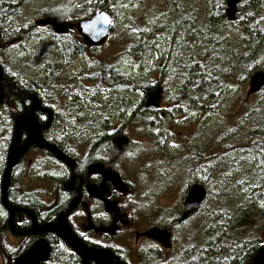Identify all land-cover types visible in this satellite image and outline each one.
<instances>
[{"label": "rangeland", "instance_id": "rangeland-1", "mask_svg": "<svg viewBox=\"0 0 264 264\" xmlns=\"http://www.w3.org/2000/svg\"><path fill=\"white\" fill-rule=\"evenodd\" d=\"M6 1L18 5L16 17L4 26L0 25L1 38L4 42H11L15 31L28 25L35 26L38 20L45 17L43 13L51 16L60 4L65 2L69 11L75 10L84 14L89 10L87 4L91 0ZM104 1L109 8L106 12L112 16L110 31L113 34L111 33L102 46L90 52L92 54L87 52L88 58L98 55L99 60L110 66L108 73L110 75L107 76L115 80L149 81L152 86L158 78L161 82L168 80L170 77L162 72V69L168 67V58L173 52V41L174 37H177L176 31L179 25L175 24L171 28L167 26L178 21L180 8L179 11L185 10V13L187 7L190 8L186 16L192 12L196 15L201 12L202 15L200 0ZM239 10L240 6H237L234 23H228L227 26L221 24L217 31V35L223 37L220 42H223L228 54L241 53L243 48ZM73 32L78 36L75 31ZM37 35L42 40L40 42L42 46L51 40L45 30H41ZM78 43L83 44L79 36ZM196 47L199 48L200 45ZM191 49L194 50L193 47H190ZM52 58L54 61L59 60L55 54ZM232 64L235 65V62ZM14 66L9 68V73L17 76L20 84L31 89L24 74L32 69L25 58L15 55ZM80 72V61L72 57L66 62L58 79L66 83L64 92L69 95L75 93L82 109L90 111V118H93V115L99 117L98 113L112 115L108 125L117 124L122 133L131 140L128 156L132 159L128 167L124 163L122 167L126 176L130 172L135 174L133 186L138 191L140 207L147 212L144 222L148 224L164 221L170 222L172 226L173 242L171 241L170 249L161 250L157 255L166 259L178 250L179 243H176L178 235L181 236L182 244H185L186 235L192 231L197 230L196 234L199 235L204 226L203 217L207 218L218 208L216 201H206L197 217L188 220V223L186 221L178 224L177 213L183 201L180 198L188 177H195L204 187L212 184L211 189L216 190L220 182L225 183L233 179L247 183L258 175V171L253 169L246 149L247 145L257 144L261 151L264 150V135L254 132L255 114H252V110L255 113L259 110L264 113V106L258 95L249 97V100L245 99L248 80L254 72L244 75L241 72H234L230 76L221 97L217 101L213 99L215 111L212 115L206 116L202 112L195 120H191L179 114L174 120L168 121L165 127L163 124L155 130L147 129V124L155 120V116L142 107L147 95L144 96L134 89L131 92L118 90L116 84L117 88H101V94L91 99L94 74ZM151 90H147V94ZM120 97H123V102H118ZM164 106L168 104L164 103ZM6 127L5 115L0 111V130L5 131ZM82 128L77 126L75 133L80 134L84 130ZM60 130H62L61 125H56L52 129V134L48 133L49 139ZM82 141L81 137L75 140V147H82ZM38 155L36 152H30L27 158L34 160ZM27 187L28 190L35 189L34 186ZM1 221H3V212L0 210V224ZM132 241L133 237L130 244ZM146 262L141 258L133 264H146ZM158 262L159 259L155 258L151 264ZM0 264H5L1 255Z\"/></svg>", "mask_w": 264, "mask_h": 264}, {"label": "trees", "instance_id": "trees-1", "mask_svg": "<svg viewBox=\"0 0 264 264\" xmlns=\"http://www.w3.org/2000/svg\"><path fill=\"white\" fill-rule=\"evenodd\" d=\"M239 1L243 46L241 53L228 54L223 47V42H220L223 37L217 35L219 25L230 24L224 15L226 0H200L202 15L201 12L197 15L192 12L186 16L190 8L187 7L186 13L185 10L179 11L180 8L178 21L167 26L171 28L175 24L179 25L176 31L177 37H174L173 41V52L168 58L170 64L168 63L165 70L163 67L162 72L184 83V87H187H183L184 92L186 91L187 102H195L194 98H213L217 101L234 72H241L244 75L264 70V0ZM87 5L89 10L80 14L75 10L69 11L68 4L64 2L54 9L51 16L75 23L89 18L97 9L105 11L109 9L104 0H91ZM17 7L11 2L0 0L1 26L16 17ZM43 16L46 17L48 14L43 13ZM41 30L47 31L51 37L49 43L44 46L41 45L42 40L37 35ZM111 33L113 34L112 31L110 35ZM0 42V67L4 76L18 86L22 85L17 76L9 73V68L15 67V55L23 56L32 69L24 74L31 87L26 92L35 94L38 99L42 100L45 107L57 110L52 129L56 125H61L62 130L59 132H71L65 136L69 140L77 139L75 134L77 126L84 129L90 114L89 110L82 109L75 93L69 95L64 92L66 83L58 79L69 58L73 57L80 61V73L94 74L91 99L101 94V88H117L116 84H118V90L131 92L134 89L143 93L144 96L147 95V90L152 88L149 81L115 80L107 76L110 75L108 74L110 66L101 59L99 60L98 55L88 58L87 52L90 53L94 49L79 44L78 36L73 31L65 35H56L47 27L38 29L37 26L28 25L15 31L11 42H4L2 38ZM196 45L200 47L195 48ZM190 47L194 50L191 49V51ZM54 54L59 57V60L54 61L52 58ZM232 62H235V65ZM16 68L18 69L17 66ZM256 95L264 106V87ZM118 102H123V97H120ZM0 111L5 115L7 122L5 131L0 130L1 175L12 135L13 122L10 112L4 105L0 106ZM252 114H255L254 127L256 129L254 132L264 135V113L261 110L255 113L252 110ZM147 129H152L151 123L147 124ZM43 137L50 142L47 133L43 134ZM246 149L250 155V161L252 160L253 169L258 171L257 177L250 179L247 183L233 179L225 183L220 182L216 190L211 189L212 184L208 187L205 185L206 197L201 209L209 200L216 201L218 208L212 211L207 218L203 217L204 226L199 235L196 234L197 230L192 233L187 232L190 234L186 235L185 244H182L181 236L178 235L176 242L179 243L178 250L166 259L158 257L157 264H246L264 245V150L261 151L257 144L247 145ZM35 166L36 164L33 163L30 169H35ZM0 210L3 212L1 203ZM189 221L187 220L186 223ZM175 224L179 223L175 222ZM2 227L3 221H1L0 229ZM2 238L3 234L0 232V242ZM3 253V249H0L1 256ZM73 264L77 263L73 262Z\"/></svg>", "mask_w": 264, "mask_h": 264}, {"label": "flooded vegetation", "instance_id": "flooded-vegetation-1", "mask_svg": "<svg viewBox=\"0 0 264 264\" xmlns=\"http://www.w3.org/2000/svg\"><path fill=\"white\" fill-rule=\"evenodd\" d=\"M164 82H161L159 78L156 79L150 91L153 92L160 87L161 100L158 107L145 109L142 105L146 112L155 116V120L149 122L152 124V129L155 130L163 124L165 127L168 121L174 120L179 114L184 118L195 120L199 113L203 112L206 116L214 113L215 100L213 98H194L195 102H187L186 93L182 89L184 86L179 80L170 77ZM16 87L23 93H31L26 92L29 88L25 85L16 84ZM8 96L17 112L22 113L29 109L30 103L27 100H20L10 93ZM40 102L41 108H48L44 106L42 100ZM164 103L168 106L165 107ZM51 110L54 119L57 110ZM98 114L99 117L93 115V118L89 115L84 130L80 134L75 133L77 139L79 137L83 139L82 147H75L74 142L77 139L69 140L65 137L71 132H58L49 139L50 143L56 145L63 155L74 162L76 167V177L70 188L79 191L80 199L66 217V223L72 234L85 247L109 251L112 254L113 263L118 261L121 264H133L144 258L147 261L146 264H151L155 257L159 259L158 252L170 248H163L161 244L143 234L152 228H159L170 234L171 244V224L164 221L148 224L144 222L147 212L140 207L138 191L133 186L135 174L130 172L126 176L122 167L123 163L128 167L132 159L128 156L131 150V140L122 133L117 124L108 125V120L113 117L112 115ZM36 116L41 124L47 118V115L41 112H37ZM45 133L52 134V126L42 135ZM121 136L127 138L128 145L119 154L114 150L112 140ZM34 149L36 148H30L13 169L7 197L11 206L30 211L36 224L44 226L56 223L58 216L70 205L73 193L65 189V186L71 180L72 171L50 153L38 149L33 151ZM30 152H36L39 155L34 160L27 158ZM34 161L36 162L35 169H30ZM113 175H116L126 186L125 194L117 185ZM194 184L201 185L195 177H188L180 198L183 201L177 213L179 218L182 214L185 196ZM28 185L34 186L35 189L28 190ZM108 203L114 204L113 211L108 212ZM201 207L202 204L191 219L198 216ZM8 215V212L3 209V227L0 229L3 238L0 242V249L4 251V256L3 254L2 256L5 264H13L16 258L26 253L39 241H44L49 250L47 259L40 264H73V262L81 264V259L69 245L55 234H13L7 224ZM178 220L179 224L184 223ZM13 223L19 232L29 231L33 225L31 218L21 212L14 213ZM110 227L112 230L107 232L106 229ZM132 237L133 241L130 244ZM90 264L97 263L90 261Z\"/></svg>", "mask_w": 264, "mask_h": 264}, {"label": "water", "instance_id": "water-1", "mask_svg": "<svg viewBox=\"0 0 264 264\" xmlns=\"http://www.w3.org/2000/svg\"><path fill=\"white\" fill-rule=\"evenodd\" d=\"M239 2V0H226L224 15L227 22L233 23L236 21ZM111 25L112 16L103 9H97L89 18L79 20L75 23H70L54 16L43 17L35 23V26L47 27L56 35H65L69 31H75L79 38H81L82 43L92 49L99 48L107 41L110 37ZM263 87L264 70H259L253 73L249 79L245 99H249L250 96L261 91ZM8 93L15 95L20 100H27L30 103L29 109L22 113L17 112ZM160 100V87H158L157 90L147 94L143 106L145 109L150 107L157 108ZM1 105H4L8 109L13 122L12 135L6 152L5 164L0 175V203L3 209L9 214L7 224L11 232L15 235L55 234L69 245L74 253L81 259V264H90V261L96 262L97 264H121L118 261L113 263L112 254L109 251L94 250L85 247L68 228L66 217L77 205L80 194L78 190H71L70 188L72 181L76 177L74 162L63 155L56 145L47 141L42 135L43 132L48 131L52 126L54 120L53 111L49 108H41V102L35 94H27L18 90L14 82L6 79L0 67V106ZM37 112L47 115L44 123H39L36 116ZM112 145L114 150L121 154L127 147L128 140L124 136L116 137L112 140ZM30 148H36L40 151L50 153L52 156L62 161L72 171L71 180L65 186V189L73 193V199L70 205L58 216L56 223L38 226L30 211L17 209L8 203L7 192L10 186L12 171ZM113 177L116 179L119 188L125 194L126 186L116 175H113ZM205 197L206 191L203 186L199 184L191 186L185 196L182 214L178 221L183 223L195 215ZM113 206L114 204L108 203V212L113 211ZM15 212L26 213L31 218L33 225L29 231L19 232L15 229L13 223ZM111 230L112 227L106 229L107 232ZM143 235L161 244L165 249L170 248V234L164 230L155 227L148 230ZM48 253L49 250L46 243L44 241H39L26 253L16 258L13 264H40V262L47 259ZM246 264H264V245Z\"/></svg>", "mask_w": 264, "mask_h": 264}, {"label": "bare ground", "instance_id": "bare-ground-1", "mask_svg": "<svg viewBox=\"0 0 264 264\" xmlns=\"http://www.w3.org/2000/svg\"><path fill=\"white\" fill-rule=\"evenodd\" d=\"M208 1V0H207ZM206 5V4H205ZM18 6V5H17ZM43 9V8H42ZM177 40V39H176ZM216 40V39H215ZM178 41V40H177ZM170 42V41H169ZM182 42V41H181ZM179 43V42H178ZM172 44V43H171ZM177 45V44H176ZM180 45V44H179ZM184 47V46H183ZM170 48V47H169ZM177 49V48H176ZM179 49H180V47H179ZM211 50V49H210ZM180 52V51H179ZM198 52H200V51H198ZM202 52V51H201ZM178 53V52H177ZM186 53V52H185ZM174 54H176V53H174ZM173 54V55H174ZM178 54H182V53H178ZM178 54H176V55H178ZM196 55V54H195ZM178 57V56H177ZM200 57V56H199ZM246 57V56H245ZM175 58V57H174ZM192 62V61H191ZM195 63V62H194ZM170 64V63H169ZM192 65V64H191ZM195 65V64H194ZM193 65V66H194ZM218 65V64H217ZM180 66V65H179ZM192 66V67H193ZM171 67V66H170ZM169 67V68H170ZM175 67V66H174ZM173 67V68H174ZM218 67H219V65H218ZM169 68H168V70H169ZM200 68V67H199ZM190 69V68H189ZM193 69V68H192ZM207 69H208V67H207ZM244 69V68H243ZM177 70V69H176ZM194 70V69H193ZM170 72V71H169ZM175 72V71H174ZM205 72V71H204ZM179 73V72H178ZM200 73V72H199ZM172 74V73H171ZM174 74V73H173ZM206 74H207V72H206ZM188 75H189V73H188ZM177 76V75H176ZM189 77V76H188ZM172 78V77H171ZM187 78V77H186ZM195 77H193V79H194ZM201 80V79H200ZM200 80H198V81H200ZM208 80V79H207ZM214 80V79H213ZM194 81V80H193ZM211 81V80H210ZM190 82H192V81H190ZM212 83V82H211ZM51 84V83H50ZM184 84V83H183ZM186 84V83H185ZM195 84V83H194ZM197 84V83H196ZM202 84V83H201ZM180 85V84H179ZM189 85V84H188ZM214 85V84H213ZM217 85V84H216ZM182 86V85H181ZM184 86V85H183ZM194 86V85H193ZM200 86H202V85H200ZM53 87V86H52ZM104 88H105V86H104ZM184 88H187V87H184ZM184 88H182V89H184ZM206 88V87H205ZM207 89V88H206ZM187 90V89H186ZM191 90V89H190ZM186 92V91H185ZM191 92H193V91H191ZM208 92V91H207ZM252 161V160H251ZM254 162V161H253ZM239 179V178H238ZM209 242V241H208ZM187 252V251H186Z\"/></svg>", "mask_w": 264, "mask_h": 264}]
</instances>
